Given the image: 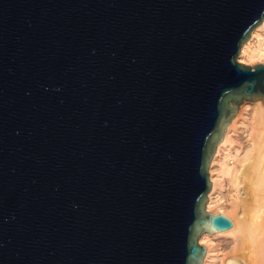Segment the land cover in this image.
<instances>
[{"label": "water", "instance_id": "1", "mask_svg": "<svg viewBox=\"0 0 264 264\" xmlns=\"http://www.w3.org/2000/svg\"><path fill=\"white\" fill-rule=\"evenodd\" d=\"M263 20L264 0H0V264H206Z\"/></svg>", "mask_w": 264, "mask_h": 264}, {"label": "bare ground", "instance_id": "2", "mask_svg": "<svg viewBox=\"0 0 264 264\" xmlns=\"http://www.w3.org/2000/svg\"><path fill=\"white\" fill-rule=\"evenodd\" d=\"M238 62L264 64V20L243 44ZM214 189L209 212L233 221L227 231L204 233L206 264H264V102L244 101L209 167ZM230 210V212H228Z\"/></svg>", "mask_w": 264, "mask_h": 264}, {"label": "rangeland", "instance_id": "3", "mask_svg": "<svg viewBox=\"0 0 264 264\" xmlns=\"http://www.w3.org/2000/svg\"><path fill=\"white\" fill-rule=\"evenodd\" d=\"M250 66H255V65H250ZM257 101H258V100H257ZM229 124H230V123H229ZM229 124H228V125H229ZM228 212H230V210H228ZM222 215H223V214H222ZM224 216H225V215H224ZM226 217H228V216H226ZM228 218H229V217H228ZM230 219H231V218H230Z\"/></svg>", "mask_w": 264, "mask_h": 264}]
</instances>
